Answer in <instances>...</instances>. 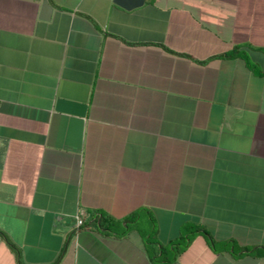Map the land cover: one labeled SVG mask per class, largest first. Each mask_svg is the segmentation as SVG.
Wrapping results in <instances>:
<instances>
[{"label":"crops","instance_id":"1","mask_svg":"<svg viewBox=\"0 0 264 264\" xmlns=\"http://www.w3.org/2000/svg\"><path fill=\"white\" fill-rule=\"evenodd\" d=\"M43 1L0 0V264H264V0Z\"/></svg>","mask_w":264,"mask_h":264},{"label":"trees","instance_id":"2","mask_svg":"<svg viewBox=\"0 0 264 264\" xmlns=\"http://www.w3.org/2000/svg\"><path fill=\"white\" fill-rule=\"evenodd\" d=\"M229 56H240L246 59V62L252 66V64L250 63V60L247 56V54L244 53V51H242L241 49H239L238 46H234L233 49L231 50V52L229 53ZM137 218V212H132L131 214H129V216H127L126 220H136ZM99 221V225L101 227H108L109 223H108V219L104 216L98 218ZM127 226V225H126ZM126 226H122L123 228V232L124 233L126 231ZM129 226H127L128 228ZM203 230L205 231V228H203L202 226L199 225H186L184 226V228L182 229V236H180V238L178 239V241L176 242H170L166 245H160L159 248H153L152 250H149L148 248V253L151 257H153V260L155 262H171L174 260L177 252L180 250V248L182 246H184L187 242V240L190 238V236L196 232H198L199 230ZM155 240L153 237V234L150 233L149 236L147 237V244L152 245L154 244ZM215 245H218L217 243H215ZM221 248H226L227 244L226 243H222L220 244ZM252 253L258 255L259 252L257 250H253Z\"/></svg>","mask_w":264,"mask_h":264},{"label":"water","instance_id":"3","mask_svg":"<svg viewBox=\"0 0 264 264\" xmlns=\"http://www.w3.org/2000/svg\"><path fill=\"white\" fill-rule=\"evenodd\" d=\"M116 4L119 6L131 9L133 7H137L143 4L144 0H114ZM51 14V7L48 4L46 0L42 3V13L41 18L48 19ZM86 105L84 103H79L72 100L67 99H58L56 102V110L65 112V113H71L78 116H83L85 113Z\"/></svg>","mask_w":264,"mask_h":264},{"label":"built area","instance_id":"4","mask_svg":"<svg viewBox=\"0 0 264 264\" xmlns=\"http://www.w3.org/2000/svg\"><path fill=\"white\" fill-rule=\"evenodd\" d=\"M75 227L76 228H79L80 226H82L83 224H84V219L82 218V216L81 215H76L75 216Z\"/></svg>","mask_w":264,"mask_h":264},{"label":"rangeland","instance_id":"5","mask_svg":"<svg viewBox=\"0 0 264 264\" xmlns=\"http://www.w3.org/2000/svg\"><path fill=\"white\" fill-rule=\"evenodd\" d=\"M143 220L145 221V218H143ZM141 221H142V220H141ZM141 221H140V222H141ZM142 227H146V226H145V225L143 226V224H142Z\"/></svg>","mask_w":264,"mask_h":264}]
</instances>
